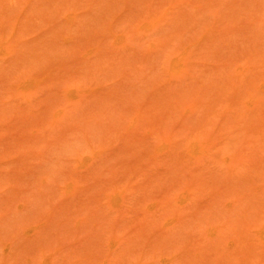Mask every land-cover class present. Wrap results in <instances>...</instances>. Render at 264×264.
Here are the masks:
<instances>
[{
    "label": "rangeland",
    "instance_id": "obj_1",
    "mask_svg": "<svg viewBox=\"0 0 264 264\" xmlns=\"http://www.w3.org/2000/svg\"><path fill=\"white\" fill-rule=\"evenodd\" d=\"M30 1L31 0H0V56L4 54L3 56L9 57V51H6L9 49L10 52L13 51V53L10 54H12V56L16 59L15 60L11 56L13 60L11 58H8V60L10 59V61H8L6 58V63L0 59V264H180L184 259L181 258L182 260H180V256L178 258L177 256H175V254L173 255V253L178 249V246H180V244L184 245V243H186L185 241H189V239L184 241V237L187 238L191 231L190 225L186 224L187 226H189V228H183L184 225L182 224V221L183 223H185V220L183 219L187 218L191 221V218L187 217L189 216L187 215L188 212L195 208V210H197V207L199 208V206L203 210V207L205 208V204L207 205L209 203L212 206V204L214 203L212 209L214 207L215 211H217L216 208L218 207V205L216 203L217 207L215 208V202H217V200L212 197L213 191L212 193H209L211 194V196H208L207 192L209 191L205 192L203 190L205 194H199L200 192H196L198 189L195 191L191 188L192 186H194L193 188H195V185H197L195 184V181L198 182L197 179L200 178L202 172L204 174L206 168H204V171L198 170V172H201L199 175L197 174L195 169L192 170V167L195 166L193 164L189 167L192 171L191 173L187 165H191L195 161L190 160V162L189 159L185 158V154L177 152V150L173 149L171 144H175V142L173 143V140L177 138L186 137L184 140H190L201 150L204 149L206 152L213 151L215 154L218 153L217 156H215H220L219 160L224 159L221 162L222 164L223 161L226 164L228 158L229 160H232L233 158L232 161L235 160L236 164H242L250 161H247V158L250 156L247 157V155L245 154L246 152L244 153L242 149L243 147L247 148L245 144H248L249 142L247 140L249 138L248 136L251 135L250 129L248 131V133L250 132L249 135L247 133L248 129L245 128V124V126L240 127V129H247L246 133L243 132L244 129H241V131L235 129L238 130V133H235V131L233 130L235 134H240L242 132L243 134H247V140L244 139L246 142H243V145L238 146L234 143L235 146L237 145V147L233 146L234 148L227 149L228 147L234 145H231L233 140L231 136H233V138L234 136H236L235 138L238 140L239 138L242 139L241 136L235 135L234 133L230 132L232 128L229 129L222 123L220 124V122L219 124L223 125L225 128L223 129L222 126L221 130L218 129L219 131H217L216 129L217 126L215 128L216 130H214V128L211 126H208L210 125L207 124V122L210 123L208 114H211L212 112L208 108L211 107L206 105L205 106L208 108L203 109V107L205 108L204 104H208L209 100L211 102H217L216 98H219V96H221L218 94L221 93V89L225 90L226 87L225 86L223 88L219 86L221 85L220 82L225 80L228 76H232L233 78L231 79L229 77L230 79L227 78L226 82L223 81L227 83L224 84L227 86L230 83L237 81L240 82L239 85L244 84V82L242 83L241 80L242 77H244L242 76V74H240L241 72L246 71V74H248V72L251 73V75L249 74L250 76L248 75L250 77V81L252 80V76L254 78L256 75V80V78L259 79L258 77H262L264 75V0ZM25 9H27V11L23 13ZM57 21L59 22L58 24L55 23ZM53 22L56 24V26L60 25V28L59 26L54 27V25H50ZM52 26L56 29V31ZM48 27L49 29L52 28V30L56 32V35L58 37L60 36L57 33L63 36V32H68H66L68 34L67 37H65L66 35L64 34V41H67L66 44L62 39L63 37L59 38L58 40L53 31L54 36L57 38H55L56 41L54 42H57V44L59 43V46L61 45V47L62 45H65L66 48L69 47L68 49L63 47L64 50H62L63 48L59 47L56 43L54 44L52 33L46 32L48 30ZM86 32L87 34H84V37H86L87 39V36H90L85 43V41H83L84 38L82 37L83 33ZM70 33L72 35H69ZM51 36V39L53 40L50 39ZM68 36H71L72 38L74 37V40H72L76 43L74 48L71 44L72 41L68 42V40L72 39L70 37L69 39ZM60 39L63 41V43H61L62 41ZM44 41L48 43L45 44L43 43ZM39 43H41V47L39 46ZM68 43L72 45V47L67 46ZM42 44L44 45L42 46ZM49 44L55 46V48L52 46L54 50H59V55H56L57 52L53 49H50L51 47H48ZM30 46L32 48L29 49ZM56 46L60 49H57ZM16 47H18V50L20 48V52L23 48V51L27 52V50H25V47L26 49L28 47V52H30L33 47L34 49L36 48V50L38 48H41L43 49V51L47 48L46 52L41 51V55L44 58L45 53H47L46 56L50 53L51 56L45 57L44 61H46L47 58H52L53 60L51 59L52 61L50 62L48 60V63L46 62L47 65L43 66L44 61H42L43 58L41 57V55L39 54L40 56L38 58L37 54H35L36 50H34V52H32V50L31 54H29L30 57H33L32 54H34L36 55L34 56L36 60L38 58V61H42L43 63L39 65L41 68H36L39 66H33V61H36L33 60L35 59L33 57V59L29 58L30 61H33H31V63L29 62L30 66H28V64H26L27 61L23 62V56H25L24 53L26 52H21L23 53L21 60L23 62L22 63L18 59V56L21 54L17 55L14 51ZM70 47L71 49H73V51H68ZM11 48L14 49L11 50ZM41 49H39V51ZM52 50L56 52L52 53L57 57H55L51 53ZM66 50L70 53L66 54ZM85 50L86 53H84ZM4 51L7 54L3 53ZM39 51L36 52L39 53ZM16 52L19 53L18 51ZM14 53L17 55V57ZM29 55L25 57L28 58ZM59 56L63 58H60ZM70 56L71 58L68 59ZM55 58L57 59V62H54ZM61 59L62 63L59 61ZM14 61H18V63L16 64L20 66H22L21 64H24L23 67H25L26 65L27 68L31 67L32 65V67H35L36 70L35 68L33 70L32 67V70H30V68L29 70L32 72L35 71L36 73L38 72L37 74H39L40 77L36 73V75L34 74L35 76H33L34 72H28V69H26V67V71L23 70L24 68L21 69L22 67L14 68ZM40 62H38L37 64H39ZM7 63L9 64L7 65ZM54 63H58L59 66ZM64 63H66V65ZM1 65H7V67L2 68ZM40 69L43 72H47L43 73ZM245 73L243 75H245ZM26 74H28L29 77ZM44 74L47 78L44 77ZM90 74L92 76H90ZM22 75L24 80L20 81L22 79L21 78L18 82L17 80L20 78V76L22 77ZM41 75L43 76V83L45 84V86L44 84L38 83L42 81L40 80V78L42 77ZM95 75L101 78V80L99 79L100 83H98L99 81L96 80ZM24 76H27V78H25ZM2 77L4 78L2 79ZM91 77L95 79L94 82H92L93 80ZM239 77L240 79L238 80ZM15 79H17L16 81L18 83H22L20 84V86L21 88L24 87V90L20 87L17 88L19 85L18 83L17 87L15 86ZM245 79H247L248 82L249 78L245 77ZM30 80H32V82H30ZM45 80H48V83H45ZM59 80H61V82H59ZM255 80L251 81L250 83L254 82ZM258 81L259 83H261L263 81V77L261 82L260 80ZM24 82H27V85ZM36 82L39 85H37ZM50 82L51 84L53 82V85L55 86L47 85L50 84ZM95 82L96 85L98 83V87H95L96 89H93L92 85L90 84H93ZM30 84H33V86H31ZM59 84L61 85L59 86ZM232 84L229 85L230 88H226L229 89L230 93L228 90L227 91L231 95L230 97L233 98L235 95H233V93L231 94V92H235L236 90L238 91L239 88H237L236 85H233V87H236L232 88ZM248 84L245 85L249 86ZM35 85L38 87H34ZM46 85L48 87V90L46 88L45 91H49L48 96H56L57 102L55 100V97H53V99L49 98L50 100L48 99V96L42 97V95H39L37 99L34 98L37 97L36 94L38 95V93H40V87L45 88ZM57 85L58 88L56 87ZM64 85L68 87L65 88ZM49 86H53L55 87L54 89L59 90L57 91L56 95L55 93L51 92L53 89H51ZM61 86L63 87L61 88ZM247 86L245 87L246 90H248ZM250 86L253 87L252 84ZM32 87H34L36 90L39 88L37 90L39 92L37 93V91L34 89L36 93L34 92L33 94V89H31ZM238 87L242 89L243 85ZM28 88L31 89V92L28 91ZM49 88L51 89V91ZM68 88H72V90L69 89L72 92L70 95L65 91ZM82 88H84V91H80ZM86 88L91 93L89 91H86L87 93H85ZM101 88H103V90ZM214 88L215 90H213ZM231 88L232 90H230ZM250 88L249 91L251 90ZM41 89V94H44V89ZM233 89L236 90L234 91ZM245 89H242V93L246 92ZM75 90H79L80 93L83 92V95L81 96L79 94L80 98H78L79 95L78 97H75V94L73 95V91ZM96 90L98 91V94H95V92H97ZM77 91L76 93H79ZM222 92V95L225 94L224 91ZM29 93H32V95H30ZM204 95H206L205 98L208 103H205L206 100H203V102L200 101L201 103H203V107L200 105V109L197 110L198 108L196 107V105L200 103H196V101L198 102L200 97ZM246 95H241V100L239 101L242 102V96L245 97ZM70 96L71 98L69 99ZM236 96H239V94H236ZM163 97L165 98L164 100L167 99L166 101H168L169 104L173 102V104H171V106L173 105L171 108L174 107L176 109L173 108L172 113L169 112V110L171 109L166 110L163 103L166 101L162 100ZM42 98H45V101ZM66 98H68L69 100H65ZM76 98H78V101L76 102L78 104H81V108L85 109V111H81L82 109L80 108V105H77V103L75 102V100H77ZM46 99L49 101H47ZM201 99L204 98L202 97ZM228 99L230 100L231 98H227L226 96V100ZM238 99L239 98H237L236 103ZM38 100L40 101L38 102ZM60 100L62 102L65 101V103H62V107L59 103ZM70 100L71 102L69 106ZM223 100L225 101L224 97L222 98L221 96V101L223 102ZM246 100L244 101L245 103ZM158 102L163 104V110L158 106ZM149 103L151 104V106L149 105ZM153 103L155 104L154 111L156 113L158 111H161L160 113L163 115L164 113L162 112L165 111L167 114H165L164 117L168 115V112L173 115L172 116L169 114L166 119L163 118L162 121H164L165 123H163L164 126L161 125L160 127V125H158V120L162 119V115L159 119H157V121H155V119L157 118L156 115H158V113L152 114L153 112H149L151 107H153L154 105ZM156 103L158 104L156 105ZM213 103L214 102H212V104ZM232 103H234L233 106L236 107L237 104L235 105V102L233 101ZM161 104L159 105L161 106ZM216 104L217 103H215V105ZM225 104L223 102V104L221 105H224V111H226L225 114L222 113L224 115H226V113L229 111L228 104L226 105V108ZM50 105L53 108L59 107V109L57 108L58 110L56 111V109H53ZM76 105L77 108H75ZM34 106L39 108L37 109ZM157 106L158 108H160V110H157ZM194 107L196 108L193 109ZM218 107L219 106L216 105V108ZM178 108L180 110H184L183 113H187L188 119L186 115L185 118L184 114H181L185 118L183 119V117L180 116V113L178 115L180 116V118L182 117L181 120L179 116H175V114L179 111L177 110ZM220 108L222 110V107ZM220 108L213 109L216 110L218 114H221ZM40 109H43L44 111L48 109L50 111L47 110V112H44L43 110H41L40 113H38L37 111H39ZM65 109L67 112L65 111ZM191 109L194 111L191 112ZM62 110L65 111V116L62 114ZM239 110L240 106L238 111L236 109H231L229 113H227V115L229 114V116L231 117H229L230 121L233 116H236V118L238 117L237 119H239V117L241 116L243 117L242 119L245 118V113L238 116L239 114L237 113H239ZM42 111L45 115H39L43 113ZM174 111L177 112L173 113ZM216 111H214V113ZM224 111L222 110V112ZM234 111L237 115L230 114V112L234 113ZM50 113H52L51 116L48 115ZM204 114L207 115L205 116V118L208 117V121L203 117ZM212 114L210 117H212ZM60 115L62 116V118L64 117L63 120H61L62 118ZM153 115L156 116L155 119L153 118ZM224 115L220 117L216 114V121H221V119H219L218 117L222 118ZM247 115L249 116V114L246 113V116ZM57 116H60L61 119L58 118V120L56 118ZM170 116H172V118H170ZM213 116H215V114H213ZM226 116H224V118ZM262 116L264 117V115ZM147 117L156 122V127L158 129L154 126L156 124L152 122L151 124L154 126V128L153 131L150 130V125H147L150 123ZM168 117L170 119L169 121ZM249 117L246 119H249ZM212 118L214 119V117ZM212 118H210L212 121L211 125L215 120H213ZM259 118H261V115ZM145 119L147 120V122L145 121L147 124L143 121ZM201 119L202 121L203 119L206 121H200V123L199 120ZM166 120L168 121V123H166ZM195 122H198L197 125ZM221 122H224L225 124L226 121L224 119ZM202 123H205L207 126H205V124L202 125ZM235 123L236 122L233 123V126ZM160 124H162V122ZM220 125L218 126V128H220ZM247 125L250 128V123H248ZM197 129L211 130L215 133L216 137L217 135L221 136L222 134L220 138L223 137V133L225 132V130L227 132H230V146L229 144L228 146H225V144L218 143L217 145L215 143L214 147L217 145L215 148H208L206 142H203V140H205L203 138V135L208 136L209 134L212 137V140H214L216 138H213V136H215L214 133H207L205 132V130L201 132ZM146 134H148L149 136H145ZM245 134L243 135V137L245 136ZM173 135L176 136V138L174 137L175 139L172 137L170 138V136ZM256 136H254V138ZM147 138H149L150 140H147L146 143L152 141L153 144L151 145L153 147L155 145L156 147H154L153 150L157 151L156 153L155 151H151L148 153L150 155L153 152L152 156L150 155L152 157L151 160L149 158L150 156L147 155L149 161L146 159V152L149 151L147 150L148 146L144 149L146 152L141 149L143 151L142 155L140 153V155H137V152H141L140 150L138 151V149L143 147L142 140L145 141V139ZM217 138L219 139V137ZM217 138L214 142L220 141ZM165 140H171V147L167 145L168 143ZM238 140L236 141V143L238 142ZM135 141L142 142V145L140 144L141 146L138 149H135L137 146L134 148V144L137 143ZM175 141L179 142L178 139ZM132 143L134 145L133 147ZM146 143H144V145H146ZM259 144L260 143H258V146ZM167 146H169L171 150H174H172L174 152L173 156L172 154H170L171 152H167L165 154V152L167 151L166 149H168ZM249 146L251 147V144ZM254 147H256V144L254 145ZM250 150L252 151V149ZM248 151L249 150L247 149V152ZM251 151H249V153ZM253 151V153H255L258 150H256L255 148V150ZM259 151L256 153H260L262 154L261 156L264 157V152ZM134 153H136V155ZM176 154H178L177 157L175 156ZM179 155H183L184 158L180 157ZM255 155L254 158L258 162L259 159H261L260 161L264 162L262 158L257 157V155V159ZM252 159L253 157L251 158V161ZM255 159L253 160L255 161ZM203 160L204 158L201 161L202 163ZM187 161L191 164L186 165L185 162ZM206 161L208 162V157L205 162ZM211 161L213 160L211 159L209 164L214 163V161ZM205 162L203 164H205L206 167L207 162ZM262 162L259 163L262 164ZM218 163L216 162V164H212L213 166L207 165V167L209 168L212 167L210 169L207 168V170H213V167L217 168V171L215 169L214 170L216 171L217 177L220 175L218 178L219 180L217 179V177L214 178L220 182L218 184L217 181L216 184L219 185L217 186L219 188H216V186L215 188L220 190L218 191L219 193L214 192L213 195L215 196V193L219 194L217 195L219 197L218 199L222 202H225L224 206L227 205L226 207H228L231 202H235L234 199H236V196H239H235V193L240 194L241 191H235L234 188L236 187V185L232 186V188L234 187L233 189L230 188L234 190L235 193L228 189L229 183L227 186V179H223L226 178V175L224 174L225 171L223 170H225L224 167L226 168L227 165L223 166L222 170L220 168L221 164L219 163V165H217ZM228 165H230V163ZM232 165L230 166L232 167V169H234V165ZM247 165H249V162ZM247 165H245V167ZM230 166L227 167L230 168ZM238 166H240L239 168L240 170H242L241 165H237V168ZM249 166H251V164ZM262 166L263 165H261V167ZM237 168L236 171L238 173L239 169ZM258 168L261 170L259 166ZM194 170V174H196L197 177L199 176L198 178H196L195 176L191 177ZM220 170H222L223 172H220ZM218 171L222 174H220ZM236 171H234V173H236ZM261 171H263V168ZM217 172L219 173V175H217ZM230 172L232 173V171ZM243 172H246V169ZM227 173L228 171L226 170V174ZM234 173L233 176L229 175L231 179H235V177H237L238 175L243 177L241 174L236 173L237 175H235ZM260 173H258L257 175L256 173L255 175L253 174V176L257 177L256 179L251 176V181L255 180L253 182L254 184H251L253 186L255 185L256 190H244L249 191L248 193L258 190L259 193L264 192V174ZM179 174L180 176L182 174L189 176L190 174L189 177L191 179H194L193 184L195 185H191L192 183H189L191 185L190 189L189 186L186 185L187 183L184 184L187 181L191 182L190 178L188 180L187 177V180H185L182 178V176L180 178ZM185 175H183V177ZM209 175H211L212 177V174ZM205 176L206 175L204 174V179L206 180ZM246 176L249 177L248 175ZM206 177H208V175ZM221 177L222 179L220 180ZM247 177H245V179H247ZM211 179H209V181L207 180L206 183H210L211 181L212 184L210 185L213 186L214 183L212 182V180L215 179ZM239 179L238 182L241 181ZM241 179L245 180L244 178ZM249 180L250 179H248V182ZM244 182L246 184L247 180H245ZM201 183L203 182L200 181V184ZM232 183L231 185H233ZM235 183L238 184L237 182H234V184ZM246 185L241 186L238 184V186H241V189L242 187H248ZM198 186L199 185H197V187ZM238 186L236 190H241L238 189ZM203 187H207V185ZM216 189L214 190L216 191ZM244 194L246 195V193ZM258 194H254L253 197L257 196L255 200L260 202V209L256 207V201H250L249 204H245L246 207L243 206L244 211L246 210L245 208H247V205L249 206L251 202L255 204L253 206V204L251 203V206L253 207L250 206L249 209L251 210H246V213L243 215L249 219H253V217L256 216L255 218L258 220V216L256 215V213L258 214V212H261L259 213V222L256 223V220L254 221L256 224L252 225V223L250 224L251 221H248L249 219L243 220L242 217L244 216H242L241 214V218L239 216L238 217L245 221V223L243 224L241 222L242 224H238L237 226H235V223L233 224V222L237 219V217H235L234 219L231 218L233 216L230 217L231 214H228L227 210L225 211V214H220L221 217L217 214V216H215L213 213L215 211H212V214L214 215V217L212 218L220 217V219L213 220L215 224L218 222L217 225H213L214 223L212 222V224L209 223L212 225L211 229L210 225L209 228H207L208 225L207 227H205L207 229L204 228V230H208L207 234H205L206 231L205 233L202 232L200 234L201 236H198V238L196 239H202L201 237H203L204 234L205 237L206 235L207 237H209V235L213 236L214 232L219 231L220 234H222V236L226 238V240L220 241V239H223V237L220 238V235V239L218 240L220 241L221 245L223 244V246L221 247H224V245L230 247V244L235 243L234 245H236V243L238 242H236V239L234 238L231 239L233 237H231L233 226H235L236 229L237 227H240V229H242L241 227H243L242 231L245 230L244 227L246 228V230H249L250 228V235H252V231L254 230L253 233H256V236H259L258 238H263V240L261 241H259L258 239V243L263 242V244H259L260 250L258 251L257 249V252L260 254L256 252V255H258L257 257H255L256 255L254 254L255 252L253 250L251 251H253L254 253L250 251L249 248L251 247L248 248V244L244 245V247L247 246L246 248H248V251L254 254V256L252 255L254 258L250 257L251 260H249L250 262L247 263L264 264V220H262V218L264 217V195L261 196L262 193L261 195ZM245 195L244 201L246 199ZM251 195H253V193ZM241 196H239L240 199ZM211 197L213 198V203L212 201L210 202V200H212ZM191 199H195V203L199 204V206H194V208H190V210H188L186 207L191 204ZM238 200L236 199V201ZM250 200L252 199L250 198ZM240 201L242 203V200ZM220 202H218V204H220ZM238 202H236V204H238ZM193 205L194 203L190 207H193ZM231 205L235 206L234 203ZM242 205L243 204H241V206ZM233 206H230L229 208L231 210H235ZM222 207L223 206L220 205V209H222ZM237 207L239 211H235L241 213V208H239L240 204ZM199 210L197 212L195 211V213H201L199 212ZM204 211H206V209L203 210L202 214H204ZM191 212H193V210ZM208 212H210L209 209ZM208 212L205 213L208 214ZM238 212L236 213L238 214ZM250 212H253L254 215ZM184 213H186V217H184ZM195 213L193 212L194 215H192V213L190 214L193 216L192 220L194 219ZM220 213H222V211H220ZM236 213L233 211V214L236 215ZM246 214L253 217L250 218V216L248 217ZM198 216H200V214H198ZM180 217L182 221L181 219L177 220ZM199 219H202L201 216L199 217ZM199 219L195 218V223L196 220L199 221ZM177 221H180L181 224H179L178 222V225L176 223ZM210 221L212 220L210 219L209 222ZM186 223H189V221H186ZM204 223L205 221L203 222V225ZM219 223L221 224V226L218 225ZM180 225H182L183 229ZM195 226L196 224L193 225V230H196ZM214 226L219 227L215 229ZM248 230L247 232L249 233L250 230ZM195 233L193 235H195ZM233 233L237 234V231ZM241 233L242 232H240V234ZM248 233H245L243 237L248 235ZM238 234L237 236L240 235ZM196 235L194 237H197ZM214 235L216 236V233ZM229 236L231 237L230 240L228 239ZM256 236H252V240L253 237H255L254 239L256 241ZM182 237L183 241L180 242V240H182ZM189 237L191 238V236ZM238 238L239 237H237V239ZM190 240L193 244L195 239ZM203 240L201 241L202 243L204 242ZM210 240H213V243L209 240H205V243L206 241L212 243L209 247H213L217 239L215 242L213 238H211ZM199 241L200 240H198L197 242ZM197 242H194L196 243L194 245H192L190 242L189 245H191L188 247H192L193 251L194 247L199 250L198 246L201 247L202 243ZM139 243H147V246L141 245L144 247V249L142 250L143 247L141 248V246H139ZM220 243L216 244H219L220 246ZM244 243L249 242H247L245 239ZM185 245L187 246L188 242ZM206 245L208 248L209 244L207 243ZM206 245L202 244V247H205ZM134 246H136L135 250L141 248L142 252L139 254L140 251H135V256H131L129 258L128 256H130V253H128V256L126 254L127 257L125 255H120V251H124V249H127L129 247L133 248ZM236 246L233 247L237 248ZM239 246H242V243ZM182 247L180 249H183ZM207 248H205V250ZM215 248L221 249L217 246ZM224 249L225 248H223V250ZM238 249L235 250L238 251ZM179 250H177V252ZM188 250L192 251L189 248ZM226 250L227 252L223 253L224 255H229V253L231 254V252L234 255V250L229 252V249L227 248L224 251ZM240 250L241 252H243L242 248ZM240 250L239 253H235L237 255L241 254ZM246 250L247 249H245V251ZM262 250L263 254H261L260 252ZM127 251L128 250L124 252L126 253ZM207 251L204 253L206 254ZM211 251H213L212 248L210 252ZM214 251L211 253L215 254V252H218ZM194 252L193 254H195L194 256H196V254H199L201 251L199 253ZM210 252H208L209 255ZM221 253L218 254L221 255ZM249 253H246L247 256L243 255V259H245V257H248ZM191 255L192 254H188L187 256ZM199 255H197L196 257H198ZM209 255H205L204 258L205 260L207 259V261L210 260L209 263L213 264L214 262L211 263ZM215 255L214 257H216ZM237 255L234 256L239 258L240 255ZM206 256L208 258H206ZM220 257L221 256H219V258ZM190 258H192V256ZM200 258L202 259V257ZM219 258H217V261ZM230 258H233L232 254ZM221 260L222 259H220L219 264H221ZM238 260L242 259L239 258ZM246 260L247 259H245L244 261ZM217 261H215V264ZM244 261H242L243 264ZM194 262L197 261H195L194 259ZM227 262L230 263L228 260ZM242 262H239V264ZM182 263L187 264V262Z\"/></svg>",
    "mask_w": 264,
    "mask_h": 264
},
{
    "label": "bare ground",
    "instance_id": "obj_2",
    "mask_svg": "<svg viewBox=\"0 0 264 264\" xmlns=\"http://www.w3.org/2000/svg\"><path fill=\"white\" fill-rule=\"evenodd\" d=\"M28 1H29V0H28ZM31 1H32V0H31ZM31 1H30V2H31ZM25 11H27V9H25L23 13H25ZM25 15H26V14H25ZM26 16H27V15H26ZM24 17H25V16H24ZM25 18H26V17H25ZM55 23L58 24L59 22L57 21V22H55ZM55 23L53 22V23L50 24V25H54V27H55V26H56ZM50 25H49V26H50ZM58 26H59V28H60V25H58ZM58 26H56V27H58ZM52 27H53V26H52ZM54 27H53V28H54ZM54 29H55V28H54ZM48 30H49V31H48ZM48 30H47L46 32H51L52 35H53L54 40L51 39L52 36L50 37V39L53 40V42L56 41L57 38H58V40H59V38H62V37H63L62 39H63V41H64V40H65L64 38L67 37V35H68V34H67L68 32L66 31L67 33H66V32H65V33L63 32V36H61L59 33H57V34L60 36V37H58V36L56 35V32H55L56 29H55V31H54V30H52V28L49 29V27H48ZM53 31H54L55 36H56L57 38L54 36ZM79 31H80V30H79ZM60 33H61V32H60ZM61 34H62V33H61ZM64 34H65L66 36H65ZM84 34H87V32H86V33H83V37H82V36H80V37L84 38L85 40L83 39V41H85V43H86V41H87V39H89V36H90V35L87 36L88 38L86 39V37H84ZM89 34H90V33H89ZM69 35H72V34L70 33ZM81 35H82V34H81ZM64 36H65V37H64ZM69 37L72 38L71 36H68V38H69ZM80 37H79V38H80ZM55 38H56V39H55ZM70 38H69V39H70ZM73 38H74V37H73ZM73 38H72L71 40H68L67 38H66V39H67L68 42H69V41L74 40ZM60 40H61V39H60ZM49 41H50V40H49ZM61 41H62V40H61ZM63 41H62L61 43H63ZM53 42H51V43H53ZM58 42H59V41H58ZM64 42H65V41H64ZM66 42H67V41H66ZM66 42H65V43H66ZM73 42H74V43H73ZM43 43L47 44L48 42L44 41ZM51 43H50V44H51ZM55 43L57 44V42H54V44H55ZM39 44H40L39 46L41 47V43H39ZM50 44L48 45V47H51L50 49H53V50H54L55 46L50 45ZM66 44H67V43H66ZM71 44L73 45V48H74V46H75L76 43H75V41H72ZM43 45H44V44H42V46H43ZM57 45L59 46V43H58ZM72 45H70V44L68 43L67 46H71V47H72ZM37 46H38V44H37ZM45 46H47V45H45ZM52 46H53L54 48H53ZM18 47H19V46H18ZM18 47H16L17 49L15 48L14 51H15V53H16L17 55H18V54H21V55H19L20 57L18 56V59L20 60V62H22V61H21V60H22V54H23L24 52H26V51H23L24 48H23V49L21 48V49H22L21 52H23V53H21V52L19 51L20 48H19V50H18ZM56 47H57V46H56ZM59 47H61V45H60ZM59 47H57V49H60ZM63 47L66 48L65 45H62L61 48H63ZM71 47H70V49H69L68 51H70V50L73 51V49H71ZM30 48H32V47L30 46L29 49H30ZM37 48H38V47H37ZM43 48H44V47H43ZM45 48H46V47H45ZM68 48H69V47H67L66 49H68ZM12 49H14V48H11V50H12ZM29 49H28V47H27V49H26V47H25V50H27V52H28ZM39 49H41V48H38V49L36 50V48L34 49V47H33V49H31L30 52H28V54H27V52L24 53V54H25V56H27V55L31 54V51H32V50H33L32 52H34V50L39 51ZM46 49H47V48H46ZM46 49H44V51H43V49H41V50L39 51V53H37V52L35 51V54H37V57L39 58V56L42 54V52H46ZM50 49H48V50H50ZM53 50L51 51V53L54 52V51H56V49H55L54 51H53ZM62 50H64V48H63ZM6 51H7V52L9 51V53H8V54H9V55H8L9 57H7V56H3L4 54L1 55V56H0L1 58H0V59H1L3 62H5V59H6V58H7V60H8V58H11L12 54H10V53H13V51L10 52L9 49L6 50ZM16 51H18L19 53H17ZM41 51H42V52H41ZM58 51H59V50H58ZM58 51H56L57 53H56V52H54V53H56V55H57V54H58ZM60 51H61V50H60ZM40 52H41V53H40ZM3 53H6V52L4 51ZM15 53H14V54H15ZM68 53H70V52H67V50H66V54H68ZM71 53H72V52H71ZM84 53H86V50L84 51ZM6 54H7V53H6ZM6 54H5V55H6ZM16 54H15V55H16ZM39 54H40V55H39ZM43 54H44V53H43ZM46 54H47V53L44 54V58L47 57V56H51L50 53H49V55H47V56H46ZM52 54H53V53H52ZM60 54H62V53H60ZM15 55H14V56H15ZM17 55H16V57H17ZM32 55H33V57L36 56V55H34V54H32ZM32 55H31V56H32ZM53 55H54V54H53ZM53 55H52V57H53ZM58 55H59V54H58ZM71 55H72V54H71ZM2 56H3V57H2ZM25 56H23V62H26V61H27L28 63L26 62V64H28V66H30L29 64L31 63V61L36 60L35 57H34L35 59H33V57H30V55L28 56V58L25 57ZM54 56H55V55H54ZM61 56H62V55H61ZM61 56H59V57H60V58H63V57H61ZM4 57H5V58H4ZM12 57H13V56H12ZM41 57H42V55H41ZM55 57H57V56H55ZM2 58H3L4 60H3ZM13 58H14V57H13ZM20 58H21V59H20ZM24 58H26V59H24ZM29 58H32L33 60L30 61ZM38 58H37V60H36L37 62H36V61H33V64H34L33 66H36V65L39 66V65H41V64L43 63L42 61L45 60V59L42 57L43 59H42V61L40 62V61H38V60H39ZM70 58H71V56H70L68 59H70ZM81 58H83V57H81ZM11 59H12V58H11ZM14 59H15V58H14ZM18 59H17V60H18ZM51 59H52V58H49V59L47 58L46 61H44L43 66H44V65H47L48 60H49V62L53 60V59H52V60H51ZM64 59H65V58H64ZM7 60H6V61H7ZM12 60H13V59H12ZM15 60H16V59H15ZM24 60H25V61H24ZM8 61H10V59H9ZM59 61L61 62L62 59L59 60ZM65 61H67V60H65ZM65 61H64V62H65ZM12 62H13V61H12ZM14 62H15V64L18 63V61H17V62L14 61ZM23 62H22V63H23ZM29 62H30V63H29ZM34 62H35L36 64H35ZM38 62H40V63L37 64ZM46 62H47V63H46ZM54 62H57V59H56V58L54 59ZM67 62H68V61H67ZM67 62H66V63H67ZM5 63H6V62H5ZM5 63H4V64H5ZM61 63H62V62H61ZM66 63H64V64L66 65ZM68 63H70V62H68ZM68 63H67V64H68ZM8 64H9V63H7V65H8ZM15 64H14V68H15V67H18V68L22 67L21 69L24 68L23 70H25L26 65H25V67H23L24 64H21V63H20L22 66H20V65H18V64H16V65H17V66H16ZM51 64H52V62H51ZM54 64H56V63H54ZM54 64H53V65H54ZM183 64H184V63H183ZM183 64H182V65H183ZM7 65H6V66H5V65H4V66L1 65V67H2V68H3V67L5 68V67H7ZM10 65H11V64H10ZM48 65H50V64H48ZM56 65L59 66L58 63H57ZM60 65H61V64H60ZM62 65H63V64H62ZM12 66H13V65H12ZM12 66H11V67H12ZM31 67H32V65H31ZM31 67H29L30 70H32V69L34 70L35 67H34V68L32 67V69H31ZM182 67H183V66H182ZM29 68L26 67V69H28V72L30 71ZM36 68H41V67L39 66V67H36ZM36 68H35V70H36ZM50 69H51V66H50ZM87 69H88V68H87ZM37 70H38V69H37ZM40 70H41V69H40ZM244 70H245V69H244ZM25 71H26V70H25ZM30 72H32V71H30ZM33 72H34V73H33ZM33 72H32V73H33V76H35V75L38 73V72L36 73L35 71H33ZM41 72H43V71L41 70ZM46 72H47V71H45V72H43V73H46ZM49 72H50V70H49ZM245 72H246V71H245ZM245 72H241V73H240V74H242V76H244V77H242V79H241V80H242V83L244 82V84L239 85V84H240L239 81H237V82H239V83H237V82H232V83H235V84H232V83L229 84V85L232 84V88H235L236 86H237V88H239L238 91H237L236 89H235L236 91L233 89L235 92H231V94L233 93V95H235V96H236V94H239V96H236V97L234 96V97H233L235 100H234L232 97H230V96H231V95L229 94L230 91H229V89L226 88V87H229V85H228V86H227V85H224V84H227V83H225V82L227 81V78L230 77V78L232 79V78H233L232 76H228L225 80H223V81H225V82L222 81L224 86L222 85V82H220L221 85H219V86H221V87H223V88L226 86V87H225L226 92H225L224 89H221L222 91H224L225 94L222 95V94H221V93H223L222 91H220L221 93L218 94V95H221L222 98L224 97V99H225V101L223 100L224 104H225V102H226V104H225V108H226V105L228 104L229 111H230L231 109H232V110H235V109H236V110L238 111L239 106H240L239 113H237V114H239L238 116H240V114L243 115V114L245 113V118H244V119H242V118H243L242 116L239 117V119L242 120V121H240L239 119H237L238 117L236 118V116H233V115H237V114H235V111H234V113H233V112H230V114H233V115H232L233 117H232L231 121H230V118H231V117L229 116V114L227 115V113H229L228 110H227L228 112L226 113V115H227L228 117H227L226 115H224L226 111H224V107H223L224 105L221 106V105L223 104V102L221 101V96H219V98L217 97L218 99L216 98L217 102H216V101H212V102H214V103L212 104V102H211L210 100L208 101L209 103L207 102V100H206V98H205L206 95H204V96H202L204 99H201L202 97H200L201 100L199 99L198 102L196 101V103H200V104L196 105V107L198 108L197 110H199L200 107L203 105V103H201L200 101L203 102V100H206L205 103H208V104H204V106H205V105H206V106H209V107H211L212 109H213V108H215V109H219L220 107H222V110H223L224 112H222L221 108H220L221 112H220V111H219V112H220L221 114L224 113V114H222V115L226 116L227 118H226V117L224 118V116H223L222 118H220L222 115H221V114H218V112H217L216 110L213 109L214 111H216V112L214 113V111H213L211 108H208V107H206V106H205V108H204V107L202 106L203 109L208 108L209 110H211V111L213 112V114H215V116H213V114H212V112H211L212 117H214V119H215V120H214L212 117H210L211 114H210L209 112H205V113H209V114H210V115L208 114V117H209V121H210V123L207 122V124H210V125H208V126L213 127L214 130L217 129V131H219V130H221L222 128L224 129V128L227 126V128H229V129L232 128V130L230 131V132H232V133H234L233 130L235 131V133H238L237 131H238V130L241 131V129H242V130L244 129L243 132H245V133H246V130L248 129V130H247V133H248V131H249V129H250L251 135L253 134L252 136H251V135H250V136H251L254 140H253L250 136H248V135L250 134V132L248 133V135L244 133V134H245L244 137H243V135H244L243 132L240 133V134H235V133H234L235 135H240L242 139H240L239 137H237V138H239V140H241V141H239L238 139L235 138L236 136H234V138H235V142H234V138H233V136H231L232 139H233V140H232V143L230 142V140H231V138H230V136H229L230 132H227L226 130H225V132H226L227 134L224 132V133H223V137L220 138V137L222 136V134L220 133L221 136H220V135H217V137H219V139H218V138L216 137V135H215L214 132H212L211 130H208V129H206V130L203 129V130H205V132H207V133H209V132H210V133H211V132L214 133L215 136H213V138L216 137L218 140H220V141H218V142H214L216 138H215L214 140H212V137L208 134V136H207V135H203V136H204L203 138L205 139V140H203V142H206V145L208 146V148H209V147H213V148H215V147L218 145V143H219V144H225V146H226V145L228 146L229 142L231 143V145L235 143V144H237V145L239 146V145H243V144L246 142L244 139L247 140V137H246V136H248L249 138H248L247 141H249L250 143L248 142V144H245V145L247 146V148H246V147H243V146H241V147H243V148H242V149H243V152H244V153L246 152L245 154L247 155V157L250 156V157L247 158V161L250 160V161H248V162H249V165L251 164V166L247 165L248 162H246V163H242V164H241V163H240V164H236V163H235V160L232 161L233 158H232V160L230 159L231 161H230L229 158H228L227 163L225 164L224 161H223V164H222L221 162H222V160H224V159L219 160V159H220V156L218 155L219 157H216L218 153L215 154L213 151H212V152H211V151L206 152L204 149L201 150L198 146L194 145L190 140H188V139L184 140L186 137H185V138H184V137H183V138H177V139L179 140V142H177V141H175V140H177V139H175L176 136H174V135H173V136H170V138H171V137H172V138L175 137V138H174L175 140H173V143L175 142V144H171V146L173 147V149L177 150V152H181V154H185V155H186L185 158H186V159H189V161H190V160H194V161H195V162L192 163V164L189 163L188 161L185 162L186 165H187V164H191V165H187L189 170H190L189 167L192 166V165L194 164L195 166L192 167V170L195 169L196 172H197V174L200 175L201 172H198V170H200V171L203 170V171H204V168H206V170L204 171V174H205L206 176L208 175V177L205 176L206 180L204 179V174H203V172H202V174H201L203 177L200 175V178L203 179V180H205V181L201 180L200 178H198L199 176L197 177V175L194 174V173H195V170L193 171V174H194V175H193V174L191 175V177H192V176H195L196 178H198L197 181L199 182V184H198V182L195 181V184L199 185L198 187H197V185L193 184V183H194V179L192 178V179H193V181H192V179L189 177L190 174H189V176H186L185 174H182V175H181L183 179L187 180V177H188V180H189V178H190V180H191V182H190V181H187V182H185L184 184L187 183L186 185L189 186V188L191 187V185H195V188H193L194 186H192L191 188L194 189L195 191L198 189L199 191L197 190L196 192H197V193L200 192L199 194H205L204 191H205V192L209 191V192H207V193H208V196H209V195L211 196V194H209V193H212V191H213V193H212V197H213L215 200H217V202H215V205H216V203H217V205H218V207H219V208H218L217 205H216V206L214 205L215 208L217 207V208H216L217 211H215L214 207H213L214 210L212 209V206H213V204H214V203H213L214 201H213V198L211 197L212 200H210V202L212 201V203H213L212 206H211L209 203H208L207 205H206V204L204 205L205 208L202 206V207H203V210L206 209V211H204V214H202V213H203L202 208L199 206V204H196V203H195V201H194L195 199H194V200L191 199V204H190L188 207H186V208H187L188 210H190V208L192 209V208H194V206H195V207L199 206L200 210H199L198 207H197V210H195L196 208H195V209H192V210H193L194 213H195V211L197 212V211L199 210V212H201V213H198V214H200V216H201L202 219L200 220V219H199L200 216H198V214L195 213V216H196V217L194 216V219L192 220V218H193L192 215H194L193 212H191L192 210L189 211L190 213L188 212V214H187V215H189L190 217L186 215L187 212L183 214L184 217L187 216L188 218H191V221H190V219H187V218H184V217H183V218H184L183 220H185V223H183V221H182V219H181L182 216H181L179 219H177V220H180V219H181L182 224L184 225L183 228H184V227H186V228L188 227V228H189V226H187V225H190L191 228H192V229L190 228L191 231H190L189 235L187 236V238L183 236V237L185 238L184 241H185V240H188V239H189V241H185L186 243L182 242V243H184V245H181V244L179 243L181 247H182V246H186L185 244H187V242H188V245H187L186 247H182L183 249H180L181 247L178 246V249H177V250H179V249H180V250H179L178 252H177V250H176V251L173 253V255L175 254V256H177L178 258H179V256H180V258H179L180 260L184 259L182 262H187V264H189L190 262H191L190 264H196V263H197V264H200V262H201V264H203V263H204V264H210V263H209L210 260L208 259L209 261H207V259L205 260L204 257H205V255H207V256L209 255L208 252H210L211 248H212L213 251H214V250H215V251H218V252H215V251H214L215 254H217V255H215L214 253L212 254L211 252H213V251L210 252V255H209L210 257H209V258L211 259V263L214 262L213 264H215V261H217V258H219V256H221L222 258L220 257V258L218 259V261L216 262V264H219V263H220V259H222L221 261L223 262V263L221 262V264H225V263L227 262V260H228L230 263L227 262L226 264H232V263L234 264L235 262H237V263L239 264V262H242V261H244L245 259H247V260L244 261V264H245V263L248 264L247 262H250L249 260H251L250 257L254 258V257H253L254 254L256 255V254L258 253V252H257V249H258V251L260 250V245H259V244H261V243L263 244V242L258 243L259 241L263 240V238H262V239L258 238L259 236H258V235L256 236V233H253L254 230L252 231V235H250V234H251V229H250L249 227H248V228H249L250 231L247 229V230L249 231V233L247 232V230H246L245 227H244L245 230H243V231H242L243 227H241L242 229H240V227H237V229L235 228V226H237L238 224H242V223L244 224V223H245V221H243L244 219H245V220H248V219H249V218H247L246 216H244L243 214L246 213V210L248 211L249 207H250L252 204H253V206H254L255 203L251 202L252 204L250 203L249 206L247 205V208H245L246 210L244 211V207H246L245 204H247V203L249 204L250 201H254V202H255V201H256L255 199L257 198V196H255V197H253V196H254V194L257 195V194L259 193V190H258V191H251L250 193H248V192L250 191V189H252V190H256V189H255V185H254V186L252 185V184H254L253 182H254L255 180L252 179L253 181H251V178L253 177L254 179H256L257 177L253 176V174L255 175V173H256V175H257V174L260 173V172H261L260 174H264V173H263V172H264V164H263L264 162L260 161L261 159H259V162H262V164H261V163H259V162L254 158V155L257 154L256 152H258L259 150L262 149L261 151L264 152V149H263V147H264V146H263V145H264V119H263V118H264V117L262 116V115H264V75H263V76L261 75V76L263 77V81H262V82H261L262 77H258V76H257L259 79L256 78V80H255V77H256V75H255L254 78H253V76L251 77V79H252L251 81H253V80H255V81L252 82V83H250L251 81H250V77H249V76L251 75V73L248 72V74H246ZM35 73H36V74H35ZM244 73H245V75H243ZM29 74H31V73H29ZM34 74H35V75H34ZM249 74H250V75H249ZM20 75H21V74H20ZM26 75L28 76V74H26ZM37 75L40 77L39 74H37ZM47 75H48V74H47ZM248 75H249V76H248ZM252 75H254V74H252ZM27 76H24V77L27 78ZM30 76H31V75H30ZM38 76H37V77H38ZM41 76H42V75H41ZM90 76H92V75L90 74ZM28 77H29V76H28ZM44 77H45V74H44ZM48 77H49V76H48ZM75 77H76V76H75ZM75 77H74V78H75ZM245 77H246V78H249L248 82H247V79H245ZM3 78H4V77H2V79H3ZM15 78H16V77H15ZM17 78H18V77H17ZM21 78H22V79H21ZM45 78H47V77H45ZM72 78H73V77H72ZM76 78H77V77H76ZM91 78H92V77H91ZM95 78H96V80H98V81H99V79L101 80V78L97 77L96 75H95ZM97 78H98V79H97ZM230 78H229V79H230ZM243 78H244V79H243ZM260 78H261V79H260ZM20 79H21V80H20ZM28 79H29V78H28ZM31 79H32V78H31ZM35 79H37V78H35ZM236 79H237V78H236ZM239 79H240V77L238 78V80H239ZM0 80H1V79H0ZM16 80H17V79H15V81H16ZM19 80H20V81L24 80L23 75H22V77L20 76V78H19L17 81L19 82ZM38 80H39V79H38ZM40 80H42V81H40V82H38V83H39V84H40V83H41V84H44V83H43V80H44V79H43V76L40 78ZM90 80H91V79H90ZM92 80H93L92 82H94L95 79L92 78ZM241 80H240V81H241ZM245 80H246V81H245ZM258 80H260L261 83H259ZM17 81L14 83L16 87H17V83H18ZM27 81H28V80H27ZM34 81H35V80H34ZM46 81H47V82H46ZM49 81H50V79H49ZM70 81H71V80H70ZM74 81H76V80H74ZM256 81H257L258 83H257ZM30 82H32V80H30ZM44 82H45V83H48V80H45ZM53 82H54V81H53ZM53 82H52V84H51V82H50V84H47V85H53ZM56 82H57V81H56ZM59 82H61V80H59ZM72 82H73V81H72ZM89 82H90V81H89ZM245 82H247V83H245ZM24 83H25V82H24ZM36 83H37V82H36ZM38 83H37V85H39ZM85 83H87V82H85ZM98 83H100V81H99ZM98 83H97V85H98ZM214 83H215V82H214ZM236 83H237V84H236ZM248 83H250V84H248ZM256 83H257V84H256ZM18 84H19V85H18L17 88H19V87L21 88L20 84H22V83L20 82V83H18ZM25 84L27 85V82H26ZM34 84H35V83H34ZM56 84H57V83H56ZM212 84H213V83H212ZM245 84H248L249 86H247V85H245ZM251 84H252L253 87L250 86ZM26 85H24V86H26ZM30 85H31V84H30ZM47 85H46L45 88H44V87H40V93H38L39 91H37L39 88H38L37 90L34 88V87L37 88L38 86L35 85L34 87H32L31 89H33V90H32V91H33V94H34V92L36 93V91H37V93H38V95L36 94L37 97H34V95H33V97H34L35 99H37V98L39 97V95H40V96L42 95V97H47L48 94H49V93H48L49 91H48V92L45 91L46 88H47V90H48ZM60 85H61V84H59V86H60ZM90 85H92V88H93V89H96V88L98 87V86L96 85V82L93 83V84L91 83ZM94 85H95V86H94ZM164 85H165V83H164ZM233 85H236V86L233 87ZM242 85H243V88H244V89H245V87L247 86V89H248V90L245 89V90H246L245 93H242V89H243V88L241 89L240 87H238V86H242ZM244 85H245V87H244ZM31 86H33V84H32ZM31 86H30V87H31ZM44 86H45V84H44ZM53 86H55V85H53ZM53 86H52V87L49 86L51 89H53L52 91H51L50 88H49V89H50L51 92L55 93V95H56V94H57V91H59V90L54 89L55 87H53ZM64 86H65V85H64ZM56 87L58 88V85H57ZM62 87H63V86H61V88H62ZM66 87H68V86H65V88H66ZM95 87H96V88H95ZM248 87H249V88L251 87V88H250V89H251L250 91H249V88H248ZM41 88L44 89V94H41V90H42ZM65 88H64V89H65ZM74 88H75V87H74ZM78 88H79V86H78ZM215 88H216V86H215ZM215 88H214L213 90H215ZM229 88H230V87H229ZM232 88H231L230 90H232ZM21 89L24 90V87L21 88ZM29 89H30V88H28V91L31 92V89H30V90H29ZM34 89H35L36 91H34ZM59 89H60V88H59ZM69 89L72 90V88H68V89L65 90V91L70 95L72 92H71ZM83 89H84V88H82L80 91H84ZM88 89H89V88H88ZM101 89L103 90V88H101ZM97 90H100V89H97ZM97 90H96V91H97ZM227 90L229 91V93H228ZM240 90H241V92H240ZM245 90H244V91H245ZM61 91H62V90H61ZM76 91H77V90L73 91V95L75 94V95H74L75 97H78L79 94H80L81 96L83 95V94H82L83 92L80 93L79 90H78L77 92H79V93H76ZM86 91L88 92L89 90H87V88H86L85 93H87ZM94 91H95V90H94ZM94 91H93V92H94ZM244 91H243V92H244ZM247 91H249V92H247ZM24 92H25V91H24ZM89 92H90V91H89ZM236 92H239V93H236ZM90 93H91V92H90ZM96 93L98 94V91L95 92V94H96ZM226 93H227V94H226ZM234 93H235V94H234ZM241 93H242V94H241ZM246 93H247L248 96L246 95ZM248 93H249V94H248ZM29 94L32 95V93H29ZM51 94H52V93H51ZM76 94H77V96H76ZM228 94H229V96H228ZM243 94H245L247 97L245 96V97H246V98H245L244 96H242V100H243V101L241 102V101H239V100H241L240 97H241V95H243ZM65 95H66V94H65ZM80 95H79L78 98H80ZM225 95L227 96V98L229 97V98H231V99H230V100L228 99L229 101L226 100V96H225ZM71 96H72V95H71ZM71 96L69 97V99L71 98ZM53 97L56 98V96H54V95H53L52 97H50V95H49V96H48V99H49V98H52V99H53ZM78 98H76L77 100L74 99L75 102L78 101ZM168 98H171V97H168ZM237 98H239V99H238V101H237V103H236ZM247 98H248V99H247ZM42 99H43V98H42ZM44 99H45V98H44ZM44 99H43V100H44ZM67 99H68V98H66L65 100H67ZM69 99H68V100H69ZM164 99H165V98L163 97V99H162L163 101H166V100H167V99H166V100H164ZM244 99H245V100L247 99V100H246V103L244 102V101H245ZM46 100H47V99H46ZM49 100H50V99H49ZM49 100H47V101H49ZM55 100H56V102H57V98H56ZM212 100H214V99H212ZM231 100H232L233 102H235V105H236V104H237V105L239 104V105H238V109H237V105H236V107L233 106L234 103H232ZM33 101H34V99H33ZM36 101H37V100H36ZM39 101H40V100H38V102H39ZM44 101H45V100H44ZM227 101L230 103L231 108H230V105H229V103H228ZM63 102L65 103V101H63ZM63 102H62L61 100H60V102H59V103L61 104V107H62V105H63V104H62ZM70 102H71V100L69 101V106H70ZM210 102H211V103H210ZM219 102H221L222 104L219 103ZM239 102H240V103H239ZM32 103H33V102H32ZM34 103H35V102H34ZM76 103H77V102H76ZM158 103L161 104L160 102H158ZM158 103H156V105H157ZM163 103H164V106H165L166 110L171 109V110H169V112L172 113V110H173L174 107L171 108V107L173 106V105L171 106V104H173V102H172V103L170 102L171 104H169L168 101L163 102ZM215 103H217L216 105L219 106L218 108H216ZM218 103L221 104V105H219ZM231 103H232V104H231ZM36 104H38V103H36ZM36 104H34V105H36ZM74 104H75V103H74ZM153 104H154V103H153ZM153 104H152V105H153ZM159 104H158V106L161 107L162 110H163V108H164V107H163V104H161V106H160ZM165 104H166V105H165ZM58 105H59V104H58ZM77 105H80V108H81V104H78V103H77ZM77 105H76L75 108H77ZM149 105L151 106L150 103H149ZM174 105H175V104H174ZM200 105H201V106H200ZM210 105H211V106H210ZM38 106H39V105H38ZM50 106H51V105H50ZM71 106H73V105H71ZM158 106H157L156 108H157V110H158V109L160 110V108H158ZM169 106H170V107H169ZM213 106H214V107H213ZM32 107H33V106H32ZM34 107L37 108V109L39 108V107H36V106H34ZM51 107H52V106H51ZM67 107H68V106H67ZM154 107H155V104L153 105V107H151V109H150L151 111L149 110V112H150V113L153 112L152 114H157V113H158L159 116L156 115L157 118H156L155 115H153V118H154V119L156 118L155 121H157V119H159V118L161 117L162 114L160 113L161 111H158V112L156 113V112L154 111V110H155ZM167 107H169V108H167ZM175 107H177V106H175ZM196 107H194L193 109H195ZM232 107H233V108H232ZM234 107H235V108H234ZM52 108H53V107H52ZM52 108H50V109H52ZM54 108H55V107H54ZM54 108H53V109H54ZM57 108L59 109V107H57ZM57 108H55L56 111L58 110ZM149 108H150V107H149ZM31 109H32V108H31ZM43 109H44V108H43ZM43 109H40V110L37 111V112L40 113V111L43 110ZM48 109H49V108H48ZM48 109H46L45 111L47 112ZM68 109H69V108H68ZM81 109H82V110H81ZM81 109H79V110H81V111L84 110V111H85V109H83V108H81ZM174 109H176V108H174ZM33 110H36V109H33ZM63 110H64V109H63ZM63 110H62V111H63ZM177 110H179V111H178V113L175 114V116H179L178 114L180 113V116H182V115L184 114V116L186 115V116H187V119H188V115H187V113H186V114L183 113L184 110H180L179 108H178ZM225 110H226V109H225ZM43 111H44V110H43ZM43 111H42V112H43ZM45 111H44V112H45ZM48 111H50V110H48ZM53 111H54V110H53ZM56 111H55V112H56ZM65 111H66V109H65ZM65 111H63L64 113L62 112V114H63L64 116H65V114H66ZM180 111H181L182 113H181ZM192 111H194V110L191 109V112H192ZM204 111H206V110H204ZM31 112H32V111H31ZM44 112L41 113V114H39V115L44 114ZM59 112H60V110H59ZM66 112H67V111H66ZM169 112H168V115H169V114L172 115V114L169 113ZM175 112H177V111H174L173 113H175ZM35 113H36V112H35ZM162 113H164V114L162 115L163 117H161L162 119H159V120H158V121H159V122H158V125H160V127H161V125L164 126V124H165L164 121H162L163 118L166 119V117L168 116V115H166V117H164L165 114H167L165 111L162 112ZM246 113L249 114L250 117L247 115V116L249 117V119H246V118H248V117L246 116ZM181 114H182V115H181ZM216 114H217V116H220V117H218V118L221 119V121H223V120L225 119V121H226L225 124H224V122H221L220 120H217V121H216V118H215V117H217ZM33 115H34V114H33ZM35 115H36V114H35ZM37 115H38V114H37ZM39 115H38V116H39ZM44 115H45V114H44ZM48 115L51 116L52 113H50V114H48ZM54 115H55V114H54ZM148 115H149V114H148ZM148 115H147V116H148ZM260 115H261V118H259ZM55 116H56V115H55ZM60 116H61V115H60ZM60 116H59V117L57 116L56 118L58 119V118H60ZM154 116H155V117H154ZM172 116H173V115H172ZM172 116H170V118H172ZM180 116H179V118H180ZM184 116H182L183 119L186 118V116H185V118H184ZM205 116H207V115L204 114L203 117L205 118ZM258 116H259V117H258ZM53 117H54V116H53ZM182 117L180 118V120L182 119ZM208 117L205 118V119H207V121H208ZM229 117H230V118H229ZM234 117H235V119H237V120H235ZM61 118H62V116H61ZM61 118H60V119H61ZM63 118H64V117H63ZM63 118H62L61 120H63ZM144 118H145V117H144ZM210 118H212V119L214 120V122L212 123V125H211V122H212V121H211ZM57 119H56V120H57ZM147 119H148V121L150 122V123L148 122L149 124L146 123V122H147L146 119L143 120V121H144V122L146 121L145 123H146L148 126L150 125L149 128H151L150 130L153 131L154 126L156 127L157 124H156V122H155L154 120H151V118H148V117H147ZM149 119H150V120H149ZM245 119H246V120H245ZM259 119H262V120H259ZM53 120H54V118H53ZM58 120H59V119H58ZM169 120H170V119H169V117H168V121H169ZM234 120H235V121H234ZM160 121L162 122V124H160V123H161ZM166 121H167V120H166ZM168 121H167L166 123H168ZM200 121H202V119L199 120V122H200ZM203 121H206V120L203 119ZM203 121H202V122H203ZM232 121L236 122V123L234 124V126H233V123H234V122H232ZM237 121H238V122H237ZM152 122H154L156 125L153 126V125L151 124ZM217 122H218V124H219V122H220V124L222 123L225 127H224L223 125H220V124H219V125H220V128H218L219 125L217 124ZM240 122H241V124H240ZM154 123H153V124H154ZM163 123H164V124H163ZM195 123H196V122H195ZM197 123H198V122H197ZM197 123H196V125H197ZM200 123H201V122H200ZM214 123H215V124H214ZM246 123H247V124L250 123V128L248 127V125H247ZM203 124H205V123H202V125H203ZM242 124H243V125H242ZM244 124H245L246 126H245ZM151 125H152V126H151ZM192 125H195V124H192ZM214 125H215V126H214ZM148 126H147V127H148ZM205 126H207V125L205 124ZM216 126H217V128H216ZM222 126H223V127H222ZM244 126H245V128H247L246 130H245V128H241V129H240V127H244ZM173 127H176V126H173ZM221 127H222V128H221ZM156 128H157V127H156ZM213 128H212V129H213ZM215 128H216V129H215ZM157 129H158V128H157ZM209 129H211V128H209ZM218 129H219V130H218ZM235 129H238V130H235ZM197 130H200L201 132L203 131L202 129H197ZM197 130H196V131H197ZM207 130H208V131H207ZM222 131H223V130H222ZM205 134H206V133H205ZM254 134H255V135H254ZM147 135H148V134H146L145 136H147ZM151 135H152V134H151ZM230 135H231V134H230ZM256 135H257L258 137H257ZM145 136H144V137H145ZM148 136H149V135H148ZM254 136H256V137L254 138ZM144 137H143V138H144ZM155 138H157V137H155ZM180 139H181V140H180ZM251 139H252V140H251ZM147 140L149 141L150 139L147 138V139H145V141L142 140V141H143V147L140 148V149H138V148L142 145V144H141L142 142H140L141 140H140L139 142L135 141V142H137V143L134 142V143H135V144H134L135 146H134L133 143H132V147L134 146V148H135V147L137 146L135 149H138V151H139V150L141 151V152H137V155H140V154L142 155V152H143L142 150H144V149L147 148V146H148L147 150H149V151H147V152H146L145 150H144V151L147 153V154H146V159L149 161V158H150V160L152 159L151 156H152L153 152L150 154L151 156H150L148 153L151 152V151H155V153H156L157 151H156V150H153L154 147H155V145H154V147L151 145V144H153V142L150 141V142H149L150 144H149V143H146ZM182 140H183V141H182ZM237 140H238V142L236 143ZM165 141H166V140H165ZM170 141H171V140H170ZM170 141H166V142L168 143L167 145H169V146H170ZM181 141H182V142H181ZM212 141H213V142H212ZM251 141H253V142H251ZM255 141H256V142H255ZM151 142H152V143H151ZM176 142H177V143H176ZM243 142H244V143H243ZM254 142H255V143H254ZM257 142L260 143L259 146H258V143H257ZM144 143H146V145H144ZM164 143H165V142H164ZM215 143H216L217 145L214 147ZM240 143H242V144H240ZM137 144H138L139 146H138ZM140 144H141V145H140ZM148 144L150 145V147H153V148H150ZM235 144L232 145V146H230V144H229L230 147H228L227 149H229V148L232 149V148H234V147H237V145L235 146ZM250 144H251V147L249 146ZM255 144H256V147H254ZM261 145H262V147H261ZM169 146H167L168 149H166L167 151L165 152V154H166L167 152H168V153L171 152L170 154H172V156H173V155H174V152H173L174 150L172 149V150H173V151H172L171 148H170L171 146H170V147H169ZM233 146H234V147H233ZM252 147H253V148H252ZM259 147H260L261 149H260ZM149 148L152 149V150H150ZM155 148H156V147H155ZM169 148H170V149H169ZM208 148H207V149H208ZM245 148H246V150H245ZM249 148L252 149V151H251ZM255 148H256V150H258V151H256L255 153H253V152H254L253 150H255ZM258 148H259V149H258ZM141 149H142V150H141ZM207 149H206V150H207ZM247 149H248L249 151H251V152H250V153H249V151L247 152ZM178 150H179V151H178ZM261 151H259V152H261ZM175 152H176V151H175ZM177 152H176V153H177ZM182 152H183V153H182ZM205 152H206V153H205ZM139 153H140V154H139ZM213 153H214V154H213ZM252 153H253V154H252ZM134 154L136 155V153H134ZM143 154H144V153H143ZM248 154H249V155H248ZM263 154H264V153H263ZM147 155H149L150 157L148 156L149 158H147ZM177 155H178V154H176L175 156L177 157ZM215 155H216V156H215ZM246 155H245V156H246ZM257 155H258V156H257ZM257 155H255V157L257 156V157H259V158H262V160H264V159H263L264 157L261 156L262 154L258 153ZM259 155H260L261 157H260ZM179 156H180V155H179ZM213 156H214V157H213ZM263 156H264V155H263ZM180 157H183V155H181ZM207 157H208V162L206 161V162H207V163H206L205 160H207ZM215 157H216V158H215ZM228 157H229V156H228ZM252 157H253V159H255V161L258 162V163H256L253 159H252V161H251V158H252ZM257 157H256V158H257ZM183 158H184V157H183ZM203 158H204L203 163L205 162V163H206L207 165H209V166H213L212 164H214V163L216 164V162H217V163L219 162V163L221 164V166H220L221 169H222L223 166H225V165H227V166H230V165H232V164L234 165V167H233L234 169H232L231 166H230V168H228L227 166H226V168L224 167L225 170L222 169L223 171H225L224 174L226 175V178H223V179H224V180L227 179V180H226V181H228V182H226L227 186H228V183H229V186H228L229 188H228V189H230V188H232V186H235V185H236L235 188L233 187V188L235 189V191H236V192H237V191H241L240 194H239V193L236 194L235 191L232 190L233 188L230 189V191H233V192L235 193V196H236V195H239V196L242 195V196H241V199H240L239 196H238V197L236 196V199H237V200L239 199V200H238L239 202L236 201V199H234L235 202H231L230 205H229L228 207H226L227 205L224 206L225 202H222L221 200L218 199L219 197H218L217 195H219V194H216V193H219L218 191H219L220 189H219V190L216 189V188H219V187H217V186H219V185H216V184H217V181L219 180V179H218L219 176H220L219 173H220V172H223V171H222V170H220V172L218 171L219 173L217 172V173H218L217 175H219V176L217 177V176H216L217 168L213 167V168L216 170V171H215V170L213 169V170H214V174H213V170L211 169L212 172H211V170H209V169L212 168V167L209 168V167H207V165H206V167H205V164H203V163L201 162ZM209 158H210V159H209ZM222 158H224V157H222ZM211 159L214 161V163L209 164ZM215 159H216V160H215ZM257 159H258V158H257ZM213 161H211V162H213ZM229 161H230V162H229ZM190 162H191V161H190ZM200 162H201V163H200ZM228 162L230 163V165H228V164H229ZM231 162H232V164H231ZM251 162H253V163H251ZM254 162H255V163H254ZM219 163H218L217 165H219ZM234 163H235L236 165H235ZM258 164H259V165H258ZM233 165H232V166H233ZM237 165H241V167H242L241 169H242L243 171H245V169H246V172H247V173H246V172H243L242 170H240V168H239L240 166H238V168H237ZM245 165H247V166L245 167ZM261 165H263V166L261 167ZM243 166H244V169H243ZM248 166H249V167H248ZM258 166L261 168V170H262V168H263V171H261V170L258 168ZM207 168H209V169L207 170ZM218 168H219V167H218ZM236 168L239 169V170H238V173H237V171H236ZM228 169H230V170H228ZM257 169H258V170H257ZM226 170L228 171L227 174H226ZM233 170L236 171L237 174H241L243 177H241L240 175H238L237 177L234 176L235 179H234V178L231 179L230 176H233V173H234ZM190 171H191V170H190ZM206 171H207V172H206ZM209 171H210V172H209ZM230 171H232V173H231ZM253 171H254V173H253ZM259 171H260V172H259ZM240 172H242V173H240ZM191 173H192V171H191ZM206 173H207V174H206ZM230 173H231V174H230ZM236 173H234V174L237 175ZM245 173H246V174H245ZM250 173H251V175H250ZM209 174H212V177H211V175H209ZM220 174H222V173H220ZM243 174H245V175H243ZM183 175H185L184 177H186V178H184ZM213 175H214V176H213ZM227 175H228V176H227ZM229 175H230V176H229ZM246 175H248L250 178L247 177ZM181 176H180V174H179V177H180V178H181ZM244 176L247 177V179H245ZM251 176H252V177H251ZM214 177H217L218 180H216ZM238 177H239L240 179H239ZM196 178H195V180H196ZM211 178H212V179H215V180H212ZM228 178H229V180H230V179H231V180L229 181ZM237 178H238L239 180H241V181H239L240 183L238 182V179H237ZM241 178H244L245 180H247V182H246L247 185H246L245 182H244L245 180H243V179H241ZM209 179H211L212 182L214 183V185H213L214 187H213L212 185H210V184H212L211 181H210V183H208V182L206 183V181H207V180L209 181ZM221 179H222V177L220 178V180H221ZM236 179H237V180H236ZM248 179H250L249 182H248ZM185 180H184V181H185ZM199 180H200L201 182H203V183H201L202 185L200 184V181H199ZM232 180H233V183H232ZM242 180H243V181H242ZM219 182H220V181H218V184H219ZM234 182H237V183H238L239 185H241V186L246 185V186H248V187H245V188L242 187V189H241V188H240L241 186H238V184H236V183L234 184ZM241 182H242V183H241ZM189 183H190V184L192 183V184L190 185ZM204 183H205V184H204ZM231 183H232L233 185H231ZM251 183H252V184H251ZM203 184H204V185H203ZM208 184H209L210 186H209ZM242 184H243V185H242ZM205 185H207V187H209V188H207V187H203V186H205ZM230 185H231V187H230ZM200 186H201L203 189H202ZM215 186H216V188H215ZM237 186L239 187L238 189H241V190H236V189H237ZM251 186H253L254 189H253V187H251ZM199 187H200V188H199ZM212 187H213V188H212ZM250 187H251V188H250ZM256 187H257V185H256ZM191 188H190V189H191ZM200 189H201L202 192L200 191ZM207 189H208V190H207ZM214 189H216V191H215ZM244 189H248L249 191H246V190H244ZM203 190H204V191H203ZM242 191H243V192H242ZM214 192H216V193H215V196L213 195ZM254 192H255V193H254ZM207 193H206V194H207ZM242 193H243V194H242ZM244 193H246V195H245ZM252 193H253V195H251ZM261 193H262V195H261ZM247 194H248V195H247ZM244 195L246 196L245 201H244ZM258 195L263 196V195H264V192H260ZM216 196H217V198H216ZM247 196L250 197L252 200H250V198H248ZM251 196H252L253 198H252ZM242 197H243V198H242ZM218 200H219V201H218ZM240 200H242V203H241ZM248 200H249V201H248ZM193 201H194V202H193ZM220 201H221V202H220ZM246 201H247V202H246ZM218 202H220V204H218ZM236 202H238V204H236ZM257 202H258V201H256V207H258V209H260V207H259V206H261V205H259L260 202H258V203H257ZM193 203H194L193 207H190V206H192ZM221 203H222L223 205H222ZM233 203L235 204V206L231 205V204H233ZM195 204H196V205H195ZM239 204H240V207H239V208H241L240 211H242L243 213H242V212H241V213L238 212L239 209H238L237 206H239ZM241 204H243V205L241 206ZM220 205L224 207V208L222 207L223 210L220 209ZM206 206H208V207H206ZM209 206H210L211 208H210ZM230 206H233V208H234L235 210H238V211L231 210V209L229 208ZM243 206H244V207H243ZM253 206H251V207H253ZM225 207H226V209H225ZM236 207H237V208H236ZM256 207H255V208H256ZM228 208H229V211H228ZM233 208H232V209H233ZM242 208H243V209H242ZM187 209H185V210H187ZM208 209L210 210V212H208ZM252 209H253V208H252ZM218 210H219V211H218ZM226 210H227L228 214H231L230 217L233 216V217H231V218L234 219L235 217H237V219L233 222V224L235 223V226H233L234 228L232 227V229H233L232 231H233V232L237 231V234H238V233L240 234V232H242V233L240 234V235H242V236H240L239 234H238L239 236H237L236 233H235V234H236V236H235V234L232 232L231 237H232V236H233V237L231 238V237L229 236L228 239H229V240H230V238H231V239H233V238L236 239V242H237V241L239 242V244H238V242H237L236 245L239 246V245H241V243H242V246H243V247H242V246H239V247H238V246L234 245L235 243L230 244V247L225 246V245H224V247H221V246H223V244L221 245L220 241L226 240V238H224V236H222V234H220V232L217 231V230H215V231H217V232H214V234L216 233V236L213 234V236L209 235V237H207V235H206L207 238L205 237V234H207L208 230L206 231V230H204V228L207 227V225H208L207 228H209V225H210V229H211V227H212L211 224L214 223L213 220H214V219H220V217H221L220 214H225V211H226ZM249 210H251V209H249ZM212 211H215V212H216V213L213 212L215 216H217V215L219 216V215H220V217H218V218H216V217H215V218H212V217H214V215L212 214ZM220 211H222V213H220ZM230 211H231V212H230ZM233 211H234L235 213L238 212V214H237V213H236V215L233 214ZM205 212H208V214L205 213ZM227 212H226V213H227ZM229 212H230V213H229ZM191 213H192V215H190ZM239 213H240V214H239ZM250 213H253V212H250ZM259 213H261V212H258V214L256 213V215L258 216V220L255 218L256 216L253 217V216H250V215H249L250 218L253 217V219H254V220H253V219L251 218L252 220H251V219L248 220L249 222L251 221L250 224L252 223V225H254V224H256L257 222H259V219H260ZM216 214H217V215H216ZM241 214H242V216H244V217H242L243 220L240 219V218H241V217H240ZM181 215H182V214H181ZM203 215H204V216H203ZM206 215H207V216H206ZM246 215H247V214H246ZM251 215H252V214H251ZM253 215H254V213H253ZM197 216H198V217H197ZM238 216H239L240 218H239ZM247 216H248V215H247ZM249 216H248V217H249ZM204 217H206L207 219L204 218ZM209 217H211V218H209ZM230 217H229V218H230ZM245 217H246V218H245ZM195 218H196V219H197V218L199 219V221L196 220V223H195ZM229 218H228V221H229ZM204 219H206V220H204ZM208 219H209V220L211 219L212 221L209 222ZM233 219H232V220H233ZM239 219H240V221H239ZM256 220H257V221H256ZM262 220H264V217L262 218ZM186 221H187V222L189 221V223H186ZM201 221H202V223H201ZM204 221H205V223H206V222H208V223H206V225H205V223H204V225H203V222H204ZM254 221H256V223H255ZM178 222H179V224H181L180 221H177L176 223L178 224ZM192 222H193V223H192ZM197 222H198V223H197ZM211 222H212V223H211ZM238 222H239V223H238ZM241 222H242V223H241ZM253 222H254V223H253ZM260 222H261V221H260ZM191 223H192L193 225L196 224V226H195V227H196V228H195L196 230H193L194 227H193V225H192ZM194 223H195V224H194ZM209 223H211V224H209ZM217 223H218V222H217ZM217 223H216V224L214 223L213 225H217ZM179 224H178V225H179ZM186 224H187V225H186ZM197 224H198L199 226H198ZM200 224H202V225H200ZM228 224H229V222H228ZM218 225L221 226L220 223H219ZM252 225H251V226H252ZM180 226H181V228H182V225H180ZM200 226H201V227H200ZM219 226H217V227H219ZM202 227H203V228H202ZM214 227H215V226H214ZM217 227H215V229H217ZM183 228H182V229H183ZM199 228H200V229H199ZM207 228H205V229H207ZM238 228H239V232H238ZM197 229H198V230H197ZM235 229H236V230H235ZM202 230H203V231H202ZM218 230H219V228H218ZM240 230H241V231H240ZM192 231H193L194 233H195V232H199V231H201V232H199V233H195V235L197 234V235H196L197 237H194L195 235H193L194 233H193ZM205 231H206V233H205ZM202 232L205 233V234L203 233L204 236L201 237L202 239H196V238H198V236H201L200 234H201ZM243 233H244V234H243ZM245 233H248L249 236L246 235L245 237H243V235H245ZM203 234H202V235H203ZM253 234H254V235L256 236V238H257L256 241H255V239H254L255 237H253V240H252V238H251L252 236H254ZM192 235H193V236H192ZM220 235H221V237H220ZM189 236H191V238H190ZM214 236H215V237H214ZM234 236H235V237H234ZM183 237H182V240H180V242L183 241ZM192 237H193V238H192ZM217 237H218V238H217ZM219 237H220V238L223 237V239L221 240ZM237 237H239V238L237 239ZM242 237H243L244 239H243ZM247 237H250V238H247ZM199 238H200V237H199ZM205 238H206V239H205ZM208 238H210V239L213 238V239H214V242H215L216 239H217V241L215 242V244H216V243H220V246H219V244H216V245L214 244L213 247H212V246L209 247V246L213 243V240H210V239H208ZM190 239H192V240L195 239L194 242H197L198 240H200V241L197 242V243H200V242L204 239V240H203L204 242H203V243L201 242V243L204 244V245H206L207 243L209 244V245H208V248H207V245H206L205 247H202V244H201V247L198 246L199 250L196 249L195 247L193 248L194 251H195L196 253H197V252L199 253V252L201 251V252H200L201 254H200V253H199L200 255H199V254H196V256L199 255L200 257H202V259H201L199 256H198L199 258L196 257V256H194L195 254H193L194 251L192 250V247H191V248L188 247V246H190V245L192 244V241H191ZM218 239H220V241H219ZM239 239H240V240H239ZM245 239H246V241L249 242V243H244ZM249 239H250V241H249ZM258 239H259V241H257ZM196 240H197V241H196ZM205 240H209V241L212 242V243H209V242H207V241H206V243H205ZM231 241H234V240H231ZM231 241H230V242H231ZM252 241H253V242L255 241V242L253 243ZM190 242H191V244L189 245ZM194 242H193L192 245L196 244V243H194ZM251 242H252V243H251ZM142 243H143V242H142ZM142 243H141V244L139 243V246H141V245H144V246L146 245V246H147V243H146V244H142ZM231 243H232V242H231ZM255 243H256V244H255ZM247 244H248V245H247ZM251 244H252V245H251ZM257 244L259 245V247H258ZM198 245H200V244H198ZM232 245H233V246H236L237 248L233 247ZM244 245H247L248 248H249V247L253 248V249H251V248H249V249H250V251L253 250L255 253H254L253 251H251V252L254 253V254H253V253H251L250 251H248V248H246L247 246L244 247ZM256 245H257V246H256ZM216 246H217L218 248H221V249H217V248H215ZM261 246H262V245H261ZM142 247H143V246H141V248H142ZM254 247H256V248H254ZM257 247H258V248H257ZM129 248H130L132 251H131ZM129 248L124 249V251H126V250L129 251V250H130L129 252L127 251V252L125 253V252L122 250V251L119 252L120 255H122V256L125 255V256H126V254H127V256H128V255H129L128 253H130V256H128V258L131 257V256L133 257V256H135L134 254H136L135 251H140V252H139V254H140V253L142 252V250L144 249V247L142 248V250H141V248H138V247H137L139 250H138V249L135 250L136 246H134L133 248H132V247H129ZM188 248L191 249L193 252L190 251V250H188ZM200 248H201V250H200ZM205 248H207V249L205 250ZM223 248H225V249L228 248V249H229V250H228L229 252L232 251V250H234V255H237L236 253H239V250L242 248V251H243V252H241V250H240V253H241L242 255H241V254H239L240 256L237 255V256H239V258H241L242 260H238L239 258L236 257V256H234L232 252H231V254H232L233 258H230V257H231V254H230V253H229V255H228V254H227V255H226V254L224 255L223 253H226L227 250L224 251L225 249L223 250ZM234 248H235V249L240 248V249H238V251H236ZM133 249H134V252H133ZM195 249H196V250H195ZM243 249H244V250H243ZM245 249H247V250L245 251ZM254 249H255V250H254ZM181 250L184 251V252H182ZM197 250H198V251H197ZM207 250H208V251H207ZM219 250H220L221 252H222V251H224V252L221 253ZM188 251H189V253H188ZM206 251H207V253L205 254L204 252H206ZM244 251H245V252H244ZM247 251H248V252H247ZM131 252H132V255H131ZM195 252H194V253H195ZM235 252H236V253H235ZM249 252H250V253H249ZM256 252H257V253H256ZM260 252H261V254H263V250L260 251ZM121 253H122V254H121ZM124 253H125V254H124ZM218 253H221V255H219ZM246 253H249L248 257H249L250 259H249L248 257H245V259H243V257H244L243 255L247 256ZM139 254H138V255H139ZM188 254H189V255L192 254V255H191L192 258H190L191 256H187ZM211 254H212V257H213V258L211 257ZM258 254H260V253H258ZM173 255H172V256H173ZM201 255H202V256H201ZM214 255H215L216 257H214ZM250 255H251V256H250ZM252 255H253V256H252ZM127 256H126V257H127ZM136 256H137V255H136ZM207 256H206V258H208ZM227 256H228V258H227ZM229 256H230V257H229ZM241 256H242V257H241ZM257 256H258V255H256L255 257H257ZM184 257H185V258H184ZM234 257H235L236 259H235ZM174 258H176V257H174ZM181 258H182V259H181ZM187 258H188V261H187ZM197 258H198V259H197ZM224 258H225L226 260H225ZM229 258H230L231 260H230ZM185 259H186V261H185ZM191 259H193V260H191ZM194 259H195V261H197V262H194ZM199 259H200V260H199ZM189 260H190V262H189ZM198 260H199L200 262H199ZM201 260H202V261H201ZM213 260H215V261H213ZM224 260H225L226 262H225ZM237 260H238L239 262H238ZM192 261H193V263H192ZM232 261H235V262H232ZM182 262H181L180 264H183ZM188 262H189V263H188ZM205 262H206V263H205ZM207 262H208V263H207ZM231 262H232V263H231ZM237 263H235V264H237ZM240 264H243V262L240 263Z\"/></svg>",
    "mask_w": 264,
    "mask_h": 264
}]
</instances>
